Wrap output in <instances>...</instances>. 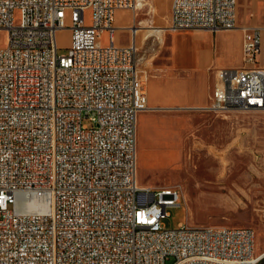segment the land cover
Returning <instances> with one entry per match:
<instances>
[{
	"label": "built area",
	"instance_id": "1",
	"mask_svg": "<svg viewBox=\"0 0 264 264\" xmlns=\"http://www.w3.org/2000/svg\"><path fill=\"white\" fill-rule=\"evenodd\" d=\"M238 2L171 0L166 31L243 33V66L217 71L206 112H264V27L239 26ZM136 5L0 0V264H263L253 229L165 228L182 191L138 182L148 79L132 26L120 45L115 24Z\"/></svg>",
	"mask_w": 264,
	"mask_h": 264
},
{
	"label": "rangeland",
	"instance_id": "2",
	"mask_svg": "<svg viewBox=\"0 0 264 264\" xmlns=\"http://www.w3.org/2000/svg\"><path fill=\"white\" fill-rule=\"evenodd\" d=\"M142 4L140 9L121 11L117 44L130 43L131 26H170L171 0ZM15 19L19 20L18 12ZM86 22L90 23L89 12ZM238 25L264 27V0H239ZM70 26L67 19L66 28L57 32L59 54H66L70 46ZM183 31L187 30L146 37L143 29L137 34L139 68L148 81L165 70L169 35ZM103 44H108L107 34ZM6 45L7 33L0 31V48ZM147 107L138 119V182L151 188L177 187L183 196L180 207L168 210L164 227L251 228L256 254L264 252V112H206L203 107L154 111L148 102ZM143 113L156 115L153 124Z\"/></svg>",
	"mask_w": 264,
	"mask_h": 264
},
{
	"label": "crops",
	"instance_id": "3",
	"mask_svg": "<svg viewBox=\"0 0 264 264\" xmlns=\"http://www.w3.org/2000/svg\"><path fill=\"white\" fill-rule=\"evenodd\" d=\"M123 14L121 11L116 13L115 24ZM242 39L240 29L216 32L197 29L171 33L165 70L148 81L150 109L164 111L205 107L216 83L217 71L243 66ZM144 115L153 124L151 119L154 120L156 115Z\"/></svg>",
	"mask_w": 264,
	"mask_h": 264
},
{
	"label": "bare ground",
	"instance_id": "4",
	"mask_svg": "<svg viewBox=\"0 0 264 264\" xmlns=\"http://www.w3.org/2000/svg\"><path fill=\"white\" fill-rule=\"evenodd\" d=\"M144 0H137V5L135 7V10L137 9H140L142 2ZM144 29V31L146 32L147 36H153L155 34H160L162 33L163 31H166L164 30V28H161V27H156V26H149V27H146V28H143V27H140V26H132V33H133V36H136L140 31H142ZM200 173V172H199ZM211 177V176H210ZM263 253V252H262ZM261 253V254H262Z\"/></svg>",
	"mask_w": 264,
	"mask_h": 264
}]
</instances>
